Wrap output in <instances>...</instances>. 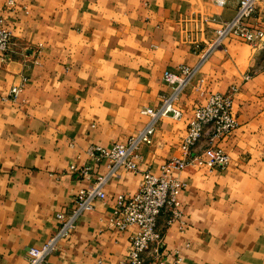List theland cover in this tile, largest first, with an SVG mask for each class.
Wrapping results in <instances>:
<instances>
[{
    "label": "crops",
    "instance_id": "1",
    "mask_svg": "<svg viewBox=\"0 0 264 264\" xmlns=\"http://www.w3.org/2000/svg\"><path fill=\"white\" fill-rule=\"evenodd\" d=\"M0 0V18L14 35L15 52L0 60V264H28L71 214L75 198L109 175L94 146L127 144L148 127L142 114L172 92L163 80L181 66L200 67L179 105L182 121L160 120L143 145L136 173L120 169L105 200L78 221L49 264H121L131 249V228L110 226L120 195L131 196L144 174L161 173L183 158L193 109L213 94L233 93L238 129L219 144L231 158L226 170L192 166L179 173L183 220L159 222L168 262L264 264V38L252 45L226 39L210 52L237 0ZM13 2V3H12ZM264 33V0L250 21ZM207 55V57H205ZM1 57V54H0ZM204 140L193 152L202 156ZM90 168L88 176L73 172ZM152 264H159L153 251Z\"/></svg>",
    "mask_w": 264,
    "mask_h": 264
},
{
    "label": "built area",
    "instance_id": "2",
    "mask_svg": "<svg viewBox=\"0 0 264 264\" xmlns=\"http://www.w3.org/2000/svg\"><path fill=\"white\" fill-rule=\"evenodd\" d=\"M260 0H237V13L230 21L222 23L217 30V38L212 44L210 52L220 46L227 38L238 37L249 44H256L264 36L248 27V23L258 12ZM13 3V2H12ZM218 6L225 7L226 2L217 1ZM15 52L14 35L9 31L0 18V60L4 63L12 58ZM207 57V55L205 56ZM200 67L192 68L181 66L177 73L166 72L164 82L171 87L172 92L163 95L161 105L157 109H145L142 114L152 118L151 124L139 135L132 137L127 144H116L109 149L94 146L89 154L96 162H108L109 175L96 182L88 190H82L74 200L71 214H58L61 227L58 233L41 248H31L28 251V264H49L55 256L60 244L71 238L79 219L87 212L95 210L98 200H105L104 191L108 180L118 176L120 169L136 173L142 157L139 154L143 145H151L156 126L160 120L171 117L182 121L185 112L179 105L180 99L199 72ZM22 88H13L8 97H0L3 101L17 100ZM233 93L227 95L213 94L206 105L193 109L189 120L186 136L182 143L183 158L173 159L161 168V173L151 172L144 174L143 182L136 193L131 196L120 195L117 208L110 221V226L126 232L136 228L130 237L131 249L121 264H152L147 254L153 251L159 264H181V258L168 262L161 252L164 244L163 232L159 227L161 217L165 213L171 215L168 226L180 223L183 220V211L180 197L187 185L178 174L185 172L189 167H207L211 170H226L231 164L230 156L219 144L230 138L238 129V120L233 111ZM204 140L208 147L202 156L193 157V152ZM73 172H78L72 167ZM91 169L78 172L81 176H88ZM182 225V224H181Z\"/></svg>",
    "mask_w": 264,
    "mask_h": 264
},
{
    "label": "rangeland",
    "instance_id": "3",
    "mask_svg": "<svg viewBox=\"0 0 264 264\" xmlns=\"http://www.w3.org/2000/svg\"><path fill=\"white\" fill-rule=\"evenodd\" d=\"M258 8H259V4H258ZM235 15H236V14H235ZM234 17H235V16H234ZM234 17H233V18H234ZM233 18H232V19H233ZM232 19H231V20H232ZM253 19H254V18H253ZM253 19H251V20H253ZM251 20H250V21H251ZM229 21H230V20H229ZM250 21H249V23H248V27L252 30V28L250 27ZM263 38H264V36H263L262 38H260V40H262ZM227 39H228V38H227ZM260 40H258V41L256 42V44H257ZM214 42H215V41H214ZM252 45H255V44H252Z\"/></svg>",
    "mask_w": 264,
    "mask_h": 264
}]
</instances>
